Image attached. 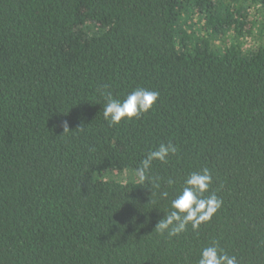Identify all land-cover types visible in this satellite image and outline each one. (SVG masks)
Masks as SVG:
<instances>
[{
  "label": "trees",
  "instance_id": "trees-1",
  "mask_svg": "<svg viewBox=\"0 0 264 264\" xmlns=\"http://www.w3.org/2000/svg\"><path fill=\"white\" fill-rule=\"evenodd\" d=\"M259 14L264 0H0V264H197L214 241L264 264V47L244 45ZM138 87L154 109L110 127L101 93ZM169 141L152 195L136 169ZM205 167L221 208L159 235Z\"/></svg>",
  "mask_w": 264,
  "mask_h": 264
},
{
  "label": "clouds",
  "instance_id": "clouds-1",
  "mask_svg": "<svg viewBox=\"0 0 264 264\" xmlns=\"http://www.w3.org/2000/svg\"><path fill=\"white\" fill-rule=\"evenodd\" d=\"M101 95L105 101L103 116L110 127L139 119L153 110L159 99L158 91L143 87L132 90L123 100L114 98L111 92H102ZM63 127L64 131L69 130L67 121L63 123ZM177 152V146L171 141L161 143L156 149L148 152L137 167L136 176L139 184L150 186L152 195L155 194L154 189L161 188L162 181L161 177L151 174L153 163L166 164ZM212 182V172L207 167L190 173L175 198L171 200V210L158 221L154 231L161 236L167 234L171 238L184 233L189 224L193 231H197L202 223L209 221L223 203L214 192L210 193ZM164 183L171 188L175 181L168 178ZM159 195L167 198L169 193L162 191ZM197 264H238V262L236 256L229 255L214 241L201 249Z\"/></svg>",
  "mask_w": 264,
  "mask_h": 264
},
{
  "label": "rangeland",
  "instance_id": "rangeland-1",
  "mask_svg": "<svg viewBox=\"0 0 264 264\" xmlns=\"http://www.w3.org/2000/svg\"><path fill=\"white\" fill-rule=\"evenodd\" d=\"M192 18H194L193 20H190V17L188 16L187 13H185L183 15V18L181 20V24L180 25H183L184 28L188 29V31H191L193 28L197 30V27H202V24L204 22V18L202 17H198V16H194V15H191ZM250 18H252V15L250 16ZM193 21V22H191ZM262 21L264 22V15H261L259 14L258 16V20L257 22L255 21H252L253 24H256L254 27H253V31L251 32V34H249L246 38H244V45L245 47L247 46L248 48L249 47H254L253 49L251 50H255L259 47H264L263 44H260L259 40L261 38V36L259 35V29L263 28V34H264V27L262 26ZM89 32L91 34L95 33L96 32V28L93 27L92 25H90V29H89ZM196 35H199L196 33ZM264 36V35H263ZM195 38V37H194ZM264 40V39H263ZM258 44V45H257ZM256 45V46H255ZM249 51V50H248ZM106 176H110V177H113V178H116L118 176H115L113 173H108ZM132 177V174L131 173H126L124 174L123 176H121V179H123V182H126L128 181L130 178Z\"/></svg>",
  "mask_w": 264,
  "mask_h": 264
}]
</instances>
